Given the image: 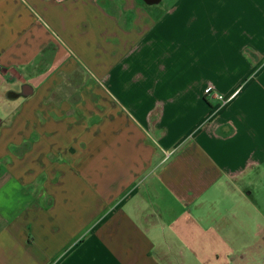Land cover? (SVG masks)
<instances>
[{
	"label": "crops",
	"instance_id": "obj_1",
	"mask_svg": "<svg viewBox=\"0 0 264 264\" xmlns=\"http://www.w3.org/2000/svg\"><path fill=\"white\" fill-rule=\"evenodd\" d=\"M193 1L0 0V264H216L264 233V0Z\"/></svg>",
	"mask_w": 264,
	"mask_h": 264
},
{
	"label": "rangeland",
	"instance_id": "obj_2",
	"mask_svg": "<svg viewBox=\"0 0 264 264\" xmlns=\"http://www.w3.org/2000/svg\"><path fill=\"white\" fill-rule=\"evenodd\" d=\"M176 2V0H164L163 4L166 6L171 7L173 3ZM200 0H195L192 2L193 5L199 4ZM192 5V6H193ZM210 6V5H209ZM200 6H193L192 9H195V11H192V16L194 14L199 15L197 13ZM247 6H244L246 8ZM241 8H243L241 6ZM200 10V9H199ZM263 10V8H262ZM209 11H211L209 9ZM210 19L215 18L214 13L210 12ZM256 19L259 20V17L264 20V10L263 11H257L256 12ZM220 19V18H219ZM216 20L217 22L219 21ZM212 21V20H209ZM220 21H222L220 19ZM242 24L247 25V23L243 22L241 23V30L247 31L246 26L242 27ZM250 25V24H249ZM252 27V26H251ZM261 27H257V30H263L260 29ZM227 28H224V31ZM215 101V99L213 100ZM93 140H91L92 142ZM104 141L96 139L95 140V146L102 147ZM261 223V222H260ZM233 244H234V250L233 252L228 253L229 258H225V253H217L218 255V262L216 264H264V233L263 231L256 234V229L253 225H250L249 228H246L243 230V233H241L239 236L233 237ZM224 255V257H223Z\"/></svg>",
	"mask_w": 264,
	"mask_h": 264
},
{
	"label": "built area",
	"instance_id": "obj_3",
	"mask_svg": "<svg viewBox=\"0 0 264 264\" xmlns=\"http://www.w3.org/2000/svg\"><path fill=\"white\" fill-rule=\"evenodd\" d=\"M214 97H215L220 103H222V104L224 105V104L228 103V102L234 97V95H231V96H229V97H227V98H224V97L221 96V95H214Z\"/></svg>",
	"mask_w": 264,
	"mask_h": 264
}]
</instances>
